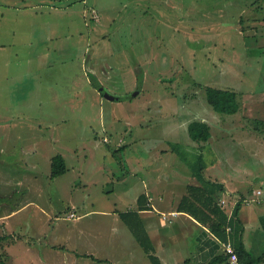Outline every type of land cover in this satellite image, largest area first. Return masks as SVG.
Returning <instances> with one entry per match:
<instances>
[{
  "label": "rangeland",
  "instance_id": "obj_1",
  "mask_svg": "<svg viewBox=\"0 0 264 264\" xmlns=\"http://www.w3.org/2000/svg\"><path fill=\"white\" fill-rule=\"evenodd\" d=\"M208 87L237 91L239 110H215ZM262 89L264 0H0V196L16 199L0 214L32 201L0 215V264H142L117 215L156 170L169 194L202 167L264 214V127L244 94ZM57 154L68 171L52 177Z\"/></svg>",
  "mask_w": 264,
  "mask_h": 264
},
{
  "label": "crops",
  "instance_id": "obj_2",
  "mask_svg": "<svg viewBox=\"0 0 264 264\" xmlns=\"http://www.w3.org/2000/svg\"><path fill=\"white\" fill-rule=\"evenodd\" d=\"M252 20L253 21L248 22V25L255 30V26L258 22L260 23V20L255 17ZM244 94L245 101L250 100L251 106H254L253 109L249 108V110H247L246 108L247 111L245 112L247 113V117L250 116L254 119L256 118L260 121H264V89L252 90L248 93L245 92ZM163 177H165V175L159 173L157 170L151 177H148L147 175L144 176L142 179L144 191L142 192L141 189L135 194L138 216L140 220H142V224L152 240L155 255L159 257L162 264H227L226 254L223 248L224 241L211 231L209 222H202L199 218L194 216L192 212L182 210L184 208L180 207L181 199L185 194H187L185 193V189H188V186L194 184V182H189L190 180L188 179V181H186L183 185V190L167 194V190L164 187L165 181ZM214 181L216 183H223L224 190L218 195L217 199L222 209L227 213L228 219L232 216L237 203L241 202L238 210L241 230L240 232L233 233L232 228L228 229L226 227L227 239H230L237 249L241 248L247 251L253 258L261 257L264 254V214L260 213L257 216L255 211L253 212L250 209L251 207L247 206V204L251 201L249 200L251 199L250 196L239 192L237 187H228L226 180ZM260 189L261 188L259 187L252 188L248 193H252L254 195L253 197L257 199V194L263 193V190ZM222 193L232 195L234 200L230 201L227 196H221ZM31 202L32 201H27V203L23 206L12 208L10 212L4 215L10 216L12 213L16 212L21 207H25ZM244 202L246 203L245 206H243ZM70 208L71 212L74 211L76 213L75 206H71ZM128 210L130 209L126 208L119 210L117 215V218L123 222V227L119 234L120 240L123 238V243H127V241H129L131 244L133 241L138 248H140V250L136 251L137 254L132 253V256H134L142 264H151L148 254L137 240V237L134 235L127 222L121 216V213L127 212ZM92 211L93 209L87 210L81 215H77L76 213V217H85ZM97 211L104 215L113 214L109 210ZM171 211H177L178 213L177 215L168 214L167 218L163 217L164 212L169 213ZM2 216H0V219L3 218ZM158 216H161V218L167 222L163 224L158 221ZM256 218H259L260 221H255ZM256 223L257 225L260 224V226H254ZM93 234L92 239H96ZM43 238L45 240L46 236L44 235ZM101 244L102 242L96 241L93 244V249ZM96 253L99 254L98 251L87 252L85 256H91L92 259L99 262L103 261V252L100 258L96 256ZM123 256L124 260L129 257L128 253ZM107 257L108 252H105L104 260L109 262V257ZM258 264H264V257Z\"/></svg>",
  "mask_w": 264,
  "mask_h": 264
},
{
  "label": "trees",
  "instance_id": "obj_3",
  "mask_svg": "<svg viewBox=\"0 0 264 264\" xmlns=\"http://www.w3.org/2000/svg\"><path fill=\"white\" fill-rule=\"evenodd\" d=\"M92 8H90L91 15ZM240 98L241 97L239 96V93L235 90L214 87L207 88L208 102L215 110L220 112L235 113L238 111L241 102ZM259 123L262 125V127H264V121H259ZM189 133L194 140H208L211 136L210 125L206 121L194 120L189 124ZM67 170L68 166L64 156L62 154L55 155L52 158L51 176H59L65 173ZM197 174L198 180L202 181V183L200 185L191 184L188 186L189 195L185 194L183 196L180 207L184 208L182 210H188L192 212V214L199 218V220L202 222H209L211 231L215 233L220 239L225 241L227 239L226 227L228 225L231 226L233 233L240 232L241 230V222L238 218V210L241 202L237 203L232 216L228 219L227 213L222 209L218 199L215 197L224 190L223 183H216L215 181L206 179L202 171V167L198 168ZM121 216L127 222L132 232L137 237V240L143 246L151 262L153 264H162L159 257L154 253V245L144 225L142 224V220H140L138 216V209H130L127 212L121 213ZM237 251L241 261L248 264H258L264 257L263 254L259 258H253L247 251L241 248L237 249Z\"/></svg>",
  "mask_w": 264,
  "mask_h": 264
},
{
  "label": "built area",
  "instance_id": "obj_4",
  "mask_svg": "<svg viewBox=\"0 0 264 264\" xmlns=\"http://www.w3.org/2000/svg\"><path fill=\"white\" fill-rule=\"evenodd\" d=\"M91 13L93 18L95 19L97 17V10H95L94 8L91 9ZM177 211H171L169 213L164 212L163 213V217L167 218L168 214L171 215H177ZM76 213L74 211H72L69 215V217H76ZM228 229L231 228V226H227ZM223 248H224V252L226 254V261L227 264H248L246 262L241 261L239 253L236 249V247L234 246V244L232 243V241L230 239H227L226 241L223 242Z\"/></svg>",
  "mask_w": 264,
  "mask_h": 264
},
{
  "label": "flooded vegetation",
  "instance_id": "obj_5",
  "mask_svg": "<svg viewBox=\"0 0 264 264\" xmlns=\"http://www.w3.org/2000/svg\"><path fill=\"white\" fill-rule=\"evenodd\" d=\"M2 198V201L0 202V206H4V207H8L11 204L15 203V198L13 197V195L11 196L10 194H3L2 196H0ZM5 216V215H3Z\"/></svg>",
  "mask_w": 264,
  "mask_h": 264
},
{
  "label": "water",
  "instance_id": "obj_6",
  "mask_svg": "<svg viewBox=\"0 0 264 264\" xmlns=\"http://www.w3.org/2000/svg\"><path fill=\"white\" fill-rule=\"evenodd\" d=\"M105 96L108 97V98H111V99H116V100L120 99V97L114 96V95H112V94H110L108 92H105Z\"/></svg>",
  "mask_w": 264,
  "mask_h": 264
}]
</instances>
